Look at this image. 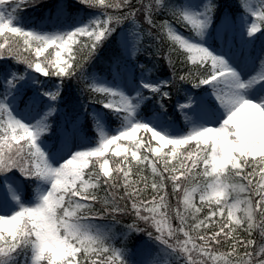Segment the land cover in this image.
<instances>
[{"label": "snow or ice", "instance_id": "6c2138e0", "mask_svg": "<svg viewBox=\"0 0 264 264\" xmlns=\"http://www.w3.org/2000/svg\"><path fill=\"white\" fill-rule=\"evenodd\" d=\"M0 264H264V0H0Z\"/></svg>", "mask_w": 264, "mask_h": 264}, {"label": "trees", "instance_id": "16d2710c", "mask_svg": "<svg viewBox=\"0 0 264 264\" xmlns=\"http://www.w3.org/2000/svg\"><path fill=\"white\" fill-rule=\"evenodd\" d=\"M52 2H53V0H43V3H44V4H51ZM74 2H75V0H73V3H74ZM42 10H43V9H38L37 12H36V15H39L40 12H41ZM88 123H90V121H89ZM88 128H89V130H88V134H89L92 138H94V137H95V132H94L93 130H91L89 126H88ZM118 143H119V142H118ZM156 143H157V142L153 141V145H156ZM113 150H114V148H113V146H112V148H111L109 151L111 152V151H113ZM164 151H167V148H165ZM110 168H111V164H110ZM132 179H136V177H132ZM173 203H174V202H173ZM128 222H130V221H128ZM136 242H137V241H136V239H135V237H134L133 240L130 241L129 246H132V245L135 244Z\"/></svg>", "mask_w": 264, "mask_h": 264}, {"label": "rangeland", "instance_id": "374dc122", "mask_svg": "<svg viewBox=\"0 0 264 264\" xmlns=\"http://www.w3.org/2000/svg\"><path fill=\"white\" fill-rule=\"evenodd\" d=\"M229 2H231V3H236L237 0H229ZM258 27H259V25H258ZM117 123H118V122H117ZM181 123H182V120H181ZM88 126L90 127L91 130H93V131L95 132V130L91 127V121H90V123H88ZM111 127L115 128V127H116V123H113V124L111 125ZM88 130H89V128H88ZM137 135H138V136H139V135H142V133H138ZM148 135L150 136V134H148ZM111 148H112V146L109 147V150H110Z\"/></svg>", "mask_w": 264, "mask_h": 264}]
</instances>
